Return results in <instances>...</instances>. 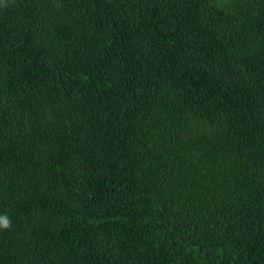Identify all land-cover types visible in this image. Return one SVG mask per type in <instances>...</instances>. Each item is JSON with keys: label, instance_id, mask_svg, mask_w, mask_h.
Wrapping results in <instances>:
<instances>
[{"label": "trees", "instance_id": "1", "mask_svg": "<svg viewBox=\"0 0 264 264\" xmlns=\"http://www.w3.org/2000/svg\"><path fill=\"white\" fill-rule=\"evenodd\" d=\"M0 264H264V0H0Z\"/></svg>", "mask_w": 264, "mask_h": 264}, {"label": "clouds", "instance_id": "2", "mask_svg": "<svg viewBox=\"0 0 264 264\" xmlns=\"http://www.w3.org/2000/svg\"><path fill=\"white\" fill-rule=\"evenodd\" d=\"M11 227V220L7 215H0V229L7 230Z\"/></svg>", "mask_w": 264, "mask_h": 264}]
</instances>
